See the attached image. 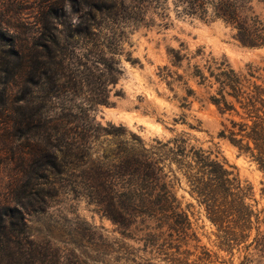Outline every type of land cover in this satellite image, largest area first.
<instances>
[{
	"label": "trees",
	"instance_id": "obj_1",
	"mask_svg": "<svg viewBox=\"0 0 264 264\" xmlns=\"http://www.w3.org/2000/svg\"><path fill=\"white\" fill-rule=\"evenodd\" d=\"M176 1L188 17L223 21L243 47L264 48V20L252 13V0ZM46 2L37 36L0 29V122L12 124L30 155L19 166L24 182L15 206L0 208V264H190L191 254L182 248L191 222L168 181L166 163L177 165L190 193L226 234L251 230L260 216L247 203L250 188L225 161L185 138L147 146L136 133L97 121L96 112L111 105L123 75L122 57L139 63L125 48L128 29L155 27L154 14L166 21V0ZM170 54L174 65L185 58L179 51ZM208 72L206 77L196 66L192 77L200 85L213 77L219 85L210 101L230 116L219 137L264 170V88H246L226 62ZM173 75L165 67L161 77L168 82ZM187 93L194 95L190 88ZM183 101L182 108L190 106ZM8 110L12 113L5 116ZM109 140L115 147L100 152ZM62 190L85 200L118 236L110 238L103 227L78 216L31 236L28 212H46Z\"/></svg>",
	"mask_w": 264,
	"mask_h": 264
},
{
	"label": "rangeland",
	"instance_id": "obj_2",
	"mask_svg": "<svg viewBox=\"0 0 264 264\" xmlns=\"http://www.w3.org/2000/svg\"><path fill=\"white\" fill-rule=\"evenodd\" d=\"M46 1L0 0V29L22 37L37 36ZM184 7L176 0H166V21L154 14L155 27L128 29L129 44L125 48L139 63L131 64L122 57L123 75L111 94V105L100 106L96 118L103 126H122L136 133L147 146L155 145V140L165 144L175 138H185L190 146L225 161L242 186L250 188L247 203L260 216L259 222L254 218L251 230L242 235L240 229L233 230L236 237L226 234V229L211 222L205 207L190 193L187 179L177 165L166 163L168 181L191 222L182 250L191 254H188L190 264H264V242L260 241L264 238V170L219 137L223 125H229L230 116L221 114L210 101L219 88L215 79L210 77L200 85L192 77L196 66L208 77V67L214 69L216 64L226 62L246 88L254 85L264 88V48L243 47L223 21L188 17L183 13ZM251 7L252 13L264 20V0H252ZM164 22L170 23L168 28L158 26ZM171 50L185 56L180 64H173ZM165 67L174 73L168 82L161 77ZM188 88L194 91L191 97H188ZM10 90L11 94L13 88ZM2 91L0 85V98ZM183 99H187L189 107L182 108ZM11 113L8 110L5 116ZM113 147L114 142L109 140L102 144L100 152H108ZM22 160L26 163L30 160L29 149L20 147L12 124L1 121L0 208L15 206L16 192L24 182L19 167ZM54 194L46 212H28L31 236L45 234L49 225L63 224L64 219L73 223L77 216L103 227L110 238L118 236L114 225L101 219L85 200L75 199L63 190Z\"/></svg>",
	"mask_w": 264,
	"mask_h": 264
}]
</instances>
